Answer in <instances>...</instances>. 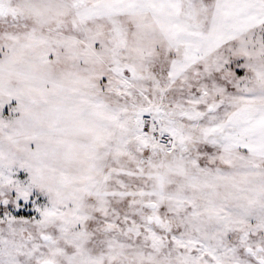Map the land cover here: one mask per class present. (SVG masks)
I'll use <instances>...</instances> for the list:
<instances>
[{
    "label": "snow or ice",
    "instance_id": "6c2138e0",
    "mask_svg": "<svg viewBox=\"0 0 264 264\" xmlns=\"http://www.w3.org/2000/svg\"><path fill=\"white\" fill-rule=\"evenodd\" d=\"M0 264H264V0H0Z\"/></svg>",
    "mask_w": 264,
    "mask_h": 264
}]
</instances>
